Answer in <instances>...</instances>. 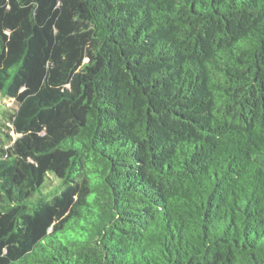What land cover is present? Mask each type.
<instances>
[{
    "label": "trees",
    "instance_id": "trees-1",
    "mask_svg": "<svg viewBox=\"0 0 264 264\" xmlns=\"http://www.w3.org/2000/svg\"><path fill=\"white\" fill-rule=\"evenodd\" d=\"M0 97V264H264V0H0Z\"/></svg>",
    "mask_w": 264,
    "mask_h": 264
},
{
    "label": "rangeland",
    "instance_id": "rangeland-1",
    "mask_svg": "<svg viewBox=\"0 0 264 264\" xmlns=\"http://www.w3.org/2000/svg\"><path fill=\"white\" fill-rule=\"evenodd\" d=\"M13 106H14V104L12 101H10L8 99H3L0 97V107L7 108V107H13ZM11 136L15 137V135H13L12 133H11Z\"/></svg>",
    "mask_w": 264,
    "mask_h": 264
}]
</instances>
